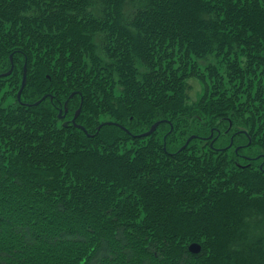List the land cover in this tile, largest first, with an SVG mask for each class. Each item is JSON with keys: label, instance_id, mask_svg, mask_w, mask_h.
<instances>
[{"label": "trees", "instance_id": "obj_1", "mask_svg": "<svg viewBox=\"0 0 264 264\" xmlns=\"http://www.w3.org/2000/svg\"><path fill=\"white\" fill-rule=\"evenodd\" d=\"M10 55L0 264H264V0H0Z\"/></svg>", "mask_w": 264, "mask_h": 264}, {"label": "water", "instance_id": "obj_2", "mask_svg": "<svg viewBox=\"0 0 264 264\" xmlns=\"http://www.w3.org/2000/svg\"><path fill=\"white\" fill-rule=\"evenodd\" d=\"M10 62H11V67H10V70L6 73H3V74H0V77H8L12 74L13 70H14V62H13V55H10ZM26 82H27V65L25 64L24 65V74H23V79H22V84H21V87H20V90L18 91V100L19 102L21 103V95H22V92L26 86ZM74 96V93L70 95V98H72ZM46 97H43L40 101L36 102L34 104V106H38L43 100H45ZM52 99V98H51ZM83 101V99H82ZM81 110H82V105L80 106L79 109H77V111L75 112L74 114V117L73 119L71 120V124L74 125L76 128L78 129H81L82 131H84L86 134H88L87 130L82 127L81 125H78L76 123V120L77 118L79 117L80 113H81ZM68 112V109H67V102L65 103V114L62 115V110L60 111L59 113V119H64L66 117V113ZM161 122H156L148 132L142 134V136L144 137H148V136H151L154 132H156V130L158 129V127L160 126ZM64 127H67L69 124L67 121H65L63 123ZM104 125H115V126H118L120 128H122L124 131H127V129L123 128L122 126H120L119 124L117 123H112V122H107L105 124H102L100 127H98V130H100L102 128V126ZM88 136L90 137L91 135L88 134ZM196 137L195 136H192L190 137L185 145L180 149L181 151L184 150L188 145L189 143L195 139ZM210 138H212V136H210ZM231 145H232V142H231ZM236 152H238V149L236 150ZM189 250L191 253L193 254H198L200 251H201V246L200 245H197V244H193L189 247Z\"/></svg>", "mask_w": 264, "mask_h": 264}, {"label": "rangeland", "instance_id": "obj_3", "mask_svg": "<svg viewBox=\"0 0 264 264\" xmlns=\"http://www.w3.org/2000/svg\"><path fill=\"white\" fill-rule=\"evenodd\" d=\"M98 43V41H97ZM209 63H213V64H218L217 61L213 58V57H209L208 58V61H200L199 62V66L201 67V72H205L206 71V66L209 65ZM205 74H207L205 72ZM9 77V76H8ZM258 78L262 79V76L260 74V72L258 73L257 75ZM189 84H190V87H189V91H188V94L190 96V99L191 101H196L202 94L203 92V85H201L200 83V80L199 79H191L189 80ZM3 94H0V97L2 96ZM22 96V95H21ZM14 102V99H9L7 103H13ZM41 104V103H40ZM39 104V105H40ZM28 106H31V105H28ZM113 123V122H112ZM115 126V125H114ZM173 127L171 126V131H172ZM88 135V134H87ZM90 135V134H89ZM91 137V136H90ZM190 144V143H189ZM232 144H233V141H232ZM232 146V145H231ZM238 149V148H237ZM236 149V150H237Z\"/></svg>", "mask_w": 264, "mask_h": 264}, {"label": "flooded vegetation", "instance_id": "obj_4", "mask_svg": "<svg viewBox=\"0 0 264 264\" xmlns=\"http://www.w3.org/2000/svg\"><path fill=\"white\" fill-rule=\"evenodd\" d=\"M246 158V157H245Z\"/></svg>", "mask_w": 264, "mask_h": 264}]
</instances>
